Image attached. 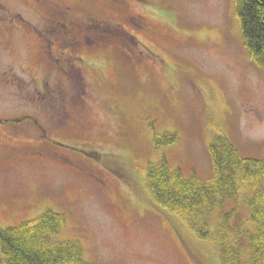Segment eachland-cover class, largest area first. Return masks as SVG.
Segmentation results:
<instances>
[{"label":"rangeland","instance_id":"obj_1","mask_svg":"<svg viewBox=\"0 0 264 264\" xmlns=\"http://www.w3.org/2000/svg\"><path fill=\"white\" fill-rule=\"evenodd\" d=\"M218 136L264 157V67L234 0H0V229L51 211L88 264H219L144 186L163 158L207 179Z\"/></svg>","mask_w":264,"mask_h":264},{"label":"trees","instance_id":"obj_2","mask_svg":"<svg viewBox=\"0 0 264 264\" xmlns=\"http://www.w3.org/2000/svg\"><path fill=\"white\" fill-rule=\"evenodd\" d=\"M234 2L244 45L264 67V0ZM177 139L165 133L156 135L154 143L174 144ZM208 151L212 173L207 179L184 178L164 158L149 163L144 186L150 200L176 214L198 239L215 244L219 264H264V157H242L221 136L214 138ZM250 186L251 193L242 196V187ZM226 201L234 206L223 212ZM241 202L249 211L246 219L237 207ZM216 211L220 222L211 228L207 219ZM63 225L62 215L46 211L34 220L0 229L1 264H88L79 243L53 240Z\"/></svg>","mask_w":264,"mask_h":264},{"label":"flooded vegetation","instance_id":"obj_3","mask_svg":"<svg viewBox=\"0 0 264 264\" xmlns=\"http://www.w3.org/2000/svg\"><path fill=\"white\" fill-rule=\"evenodd\" d=\"M55 41L52 39V40H48V44H49V48L51 49L52 46H55L56 44L54 43ZM52 45V46H51Z\"/></svg>","mask_w":264,"mask_h":264}]
</instances>
